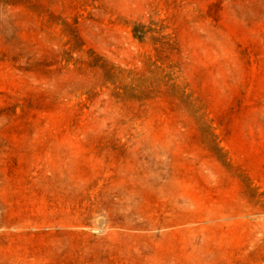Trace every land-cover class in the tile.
Here are the masks:
<instances>
[{
	"label": "rangeland",
	"instance_id": "1",
	"mask_svg": "<svg viewBox=\"0 0 264 264\" xmlns=\"http://www.w3.org/2000/svg\"><path fill=\"white\" fill-rule=\"evenodd\" d=\"M20 148L80 220L0 227V264H264V0H0Z\"/></svg>",
	"mask_w": 264,
	"mask_h": 264
},
{
	"label": "crops",
	"instance_id": "2",
	"mask_svg": "<svg viewBox=\"0 0 264 264\" xmlns=\"http://www.w3.org/2000/svg\"><path fill=\"white\" fill-rule=\"evenodd\" d=\"M0 155L7 160L6 164H0L1 173L5 176L0 183V203L5 205L3 210L7 212V217L0 220V227H22L27 222L26 216L10 219L12 216L8 212L12 205L15 207L13 210L18 211L41 210L37 207L38 203L40 200L44 202L47 197L46 184L42 179L46 172V165L37 160H29V158L38 159L40 157L37 151L21 148L7 149L0 151Z\"/></svg>",
	"mask_w": 264,
	"mask_h": 264
},
{
	"label": "bare ground",
	"instance_id": "3",
	"mask_svg": "<svg viewBox=\"0 0 264 264\" xmlns=\"http://www.w3.org/2000/svg\"><path fill=\"white\" fill-rule=\"evenodd\" d=\"M69 196H66V195H63L61 200H60V203L62 205V210L61 211H56L54 209H48L47 207H44L43 209L39 210V211H35V210H32V209H26L24 211H18V210H11L10 211V216H13V217H20L22 215L24 216H28L30 218L33 219L30 220L32 221V223H36L35 226H37L41 231H44V228L47 227V226H58L60 229H67L68 226L70 225V222L72 221H77V220H80V217H77L75 215H73V211L68 207V208H64V204L67 200V202H71V199H68ZM61 213V214H59ZM97 231V230H95ZM61 245H60V252L58 250H56L57 252V256L61 258V261L62 262V258H64L61 254L67 252V249L65 247H63V244L62 242H59ZM66 256L69 255V253H65Z\"/></svg>",
	"mask_w": 264,
	"mask_h": 264
}]
</instances>
